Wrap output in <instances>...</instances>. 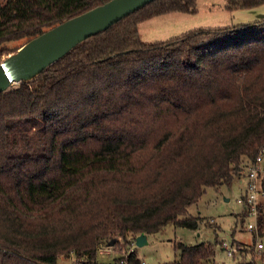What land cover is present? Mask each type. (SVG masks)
I'll use <instances>...</instances> for the list:
<instances>
[{
	"label": "trees",
	"instance_id": "16d2710c",
	"mask_svg": "<svg viewBox=\"0 0 264 264\" xmlns=\"http://www.w3.org/2000/svg\"><path fill=\"white\" fill-rule=\"evenodd\" d=\"M107 1L0 0V62ZM262 4L226 0L228 10ZM197 11V0L150 1L0 92V264H144L139 234L169 223L198 228L202 217L189 207L256 161L264 150V17L141 38L143 20ZM257 213L262 236L261 199ZM112 239L119 253L103 262L99 249ZM257 243H238L236 264H264ZM176 247L181 257L159 264H217L215 243Z\"/></svg>",
	"mask_w": 264,
	"mask_h": 264
},
{
	"label": "rangeland",
	"instance_id": "374dc122",
	"mask_svg": "<svg viewBox=\"0 0 264 264\" xmlns=\"http://www.w3.org/2000/svg\"><path fill=\"white\" fill-rule=\"evenodd\" d=\"M197 7L196 13L162 14L151 21L143 22L140 26L142 38L144 41L154 42L199 27L227 26L264 17V4L254 8L228 10L226 0H197ZM247 170L237 176L230 185H223L220 189L208 186L199 201L189 207L191 215L202 217L198 228L192 229L169 223L162 230L150 234L147 243L136 245L137 253L144 264H159L180 258L181 250L176 247L179 242L215 243L216 253L213 261L217 264H236L242 257V251L237 247L238 243L247 246L252 244L254 239L264 243V235L259 236L254 232V228L249 227V223H257L256 219L249 214L244 215L245 204L241 199L246 197L248 190ZM258 182L260 184L261 179ZM260 199L264 201V196L260 195ZM217 239L219 242H216ZM222 241L233 246L235 254H229ZM110 247L104 254L100 253L101 261L110 262L118 255V250L113 246ZM246 256L250 259L252 253L247 252ZM71 260L63 259L62 262L70 264Z\"/></svg>",
	"mask_w": 264,
	"mask_h": 264
},
{
	"label": "water",
	"instance_id": "95a60500",
	"mask_svg": "<svg viewBox=\"0 0 264 264\" xmlns=\"http://www.w3.org/2000/svg\"><path fill=\"white\" fill-rule=\"evenodd\" d=\"M150 1L153 0H108L30 39L0 62V92L34 79L82 40L106 30ZM147 241L145 233L136 237L138 246ZM114 243L112 239L108 246Z\"/></svg>",
	"mask_w": 264,
	"mask_h": 264
},
{
	"label": "built area",
	"instance_id": "2783aa9c",
	"mask_svg": "<svg viewBox=\"0 0 264 264\" xmlns=\"http://www.w3.org/2000/svg\"><path fill=\"white\" fill-rule=\"evenodd\" d=\"M264 161V150L258 155L256 161L250 163L247 167V173L249 175V181H248V190L246 192V199H241L244 204L247 203L250 205V211L249 215L253 216L257 221V204L259 201V196H264V189L259 184L258 180L261 179V174L264 172V168L262 166V163ZM250 228H257V223H249ZM224 248L227 249L229 254H233L235 251V248L233 246H230L226 241H223ZM110 246H107V244H102V246L99 249V252L104 254L106 251H108V248ZM111 248V247H110ZM106 249V250H105ZM134 246H131L128 251H125L126 254L128 252L133 251ZM256 250L261 251L264 250V243L263 241H258L256 245Z\"/></svg>",
	"mask_w": 264,
	"mask_h": 264
},
{
	"label": "crops",
	"instance_id": "0c3cea01",
	"mask_svg": "<svg viewBox=\"0 0 264 264\" xmlns=\"http://www.w3.org/2000/svg\"><path fill=\"white\" fill-rule=\"evenodd\" d=\"M263 5V4H262ZM239 10V9H238ZM173 13H176V12H169V13H164L165 15L166 14H173ZM160 16H162V14H160V15H156V16H153V17H151V18H148V19H146V20H143L142 22H140V24H139V32H140V35H141V38H142V32H141V24L143 23V22H145V21H151L152 19H154V18H157V17H160ZM181 26H180V24H179V28H180ZM174 37V36H173ZM143 39V38H142ZM144 40V39H143ZM147 239H148V236H147Z\"/></svg>",
	"mask_w": 264,
	"mask_h": 264
}]
</instances>
